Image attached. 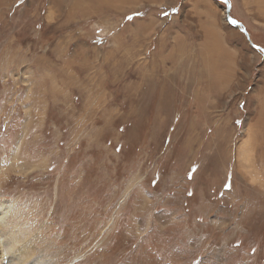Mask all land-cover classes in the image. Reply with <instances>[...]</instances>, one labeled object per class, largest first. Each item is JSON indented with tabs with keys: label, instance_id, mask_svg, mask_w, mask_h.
I'll return each instance as SVG.
<instances>
[{
	"label": "rangeland",
	"instance_id": "obj_1",
	"mask_svg": "<svg viewBox=\"0 0 264 264\" xmlns=\"http://www.w3.org/2000/svg\"><path fill=\"white\" fill-rule=\"evenodd\" d=\"M229 2L252 43L218 0H0L20 244L54 264H264V0Z\"/></svg>",
	"mask_w": 264,
	"mask_h": 264
},
{
	"label": "bare ground",
	"instance_id": "obj_2",
	"mask_svg": "<svg viewBox=\"0 0 264 264\" xmlns=\"http://www.w3.org/2000/svg\"><path fill=\"white\" fill-rule=\"evenodd\" d=\"M4 207L5 205L0 204V264H5L6 260L7 264H54L49 261L50 256L46 252L31 251L26 248L25 244H20L18 234L16 236L14 233L18 231L19 225L14 220L7 218V213L3 211Z\"/></svg>",
	"mask_w": 264,
	"mask_h": 264
},
{
	"label": "water",
	"instance_id": "obj_3",
	"mask_svg": "<svg viewBox=\"0 0 264 264\" xmlns=\"http://www.w3.org/2000/svg\"><path fill=\"white\" fill-rule=\"evenodd\" d=\"M218 1L224 3V4L227 6V9H226V16H227V20H228L229 24H230L231 26L237 28V29H240V30H241V31L247 36L248 40L252 43L251 37H250L249 33L247 32V30L244 28V26H243L240 22L234 20V19L231 17V8H232V5H231V3L229 2V0H218ZM253 45H254V44H253ZM254 47H255L256 49L262 50V51L264 52V49H263V48H260V47H258V46H256V45H254Z\"/></svg>",
	"mask_w": 264,
	"mask_h": 264
},
{
	"label": "crops",
	"instance_id": "obj_4",
	"mask_svg": "<svg viewBox=\"0 0 264 264\" xmlns=\"http://www.w3.org/2000/svg\"><path fill=\"white\" fill-rule=\"evenodd\" d=\"M33 122V121H32ZM32 122H31V124H32Z\"/></svg>",
	"mask_w": 264,
	"mask_h": 264
}]
</instances>
